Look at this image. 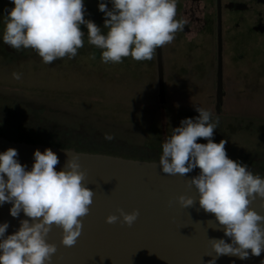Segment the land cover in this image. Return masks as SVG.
<instances>
[{
	"label": "clouds",
	"instance_id": "clouds-1",
	"mask_svg": "<svg viewBox=\"0 0 264 264\" xmlns=\"http://www.w3.org/2000/svg\"><path fill=\"white\" fill-rule=\"evenodd\" d=\"M11 2L14 7L6 10L3 43L15 50L34 49L45 64L77 55L84 46L81 25L87 28L88 42L102 50V62L119 64L129 56L136 61L152 60L156 50L172 43L186 23L176 19L177 0H111V9L101 2L98 9L104 13L106 34L94 22L85 20L84 0ZM12 75L16 80L21 78L19 73ZM195 110L199 115L181 120L163 142L159 166L171 176H186L200 169V174L190 179L199 205L214 214L224 235L231 239V243L210 239L216 257L245 260L249 255L260 256L264 251V215L251 205L259 198L264 206V178L228 157L227 140L213 141L220 123L218 115L213 118L211 111L201 107ZM114 138L105 134L108 141ZM198 138L207 143H198ZM66 153L68 160L61 171L56 170L60 161L51 149L34 151L31 170L18 162L16 149L0 153V205L11 203L12 217L22 211L31 220H21L18 231L7 236L9 224L0 225V264H50L57 248L46 242V237L54 225L62 229L61 243L65 247L76 244L94 192L83 183L85 173L80 170L78 156L69 158ZM178 202L188 208L195 200L181 195ZM138 215L137 211L120 210L122 222L129 227ZM120 217L109 215L106 223L114 224ZM209 264H215V258Z\"/></svg>",
	"mask_w": 264,
	"mask_h": 264
},
{
	"label": "rangeland",
	"instance_id": "rangeland-1",
	"mask_svg": "<svg viewBox=\"0 0 264 264\" xmlns=\"http://www.w3.org/2000/svg\"><path fill=\"white\" fill-rule=\"evenodd\" d=\"M101 2L112 8L111 0H84V18L106 34L104 13L98 9ZM13 7L11 0H0V134L9 140L46 144L39 140L47 139L86 149L84 152L97 148L114 151L115 156L123 158L159 162L162 144L172 129L179 127L181 120L199 115L193 99L187 98L188 48L184 33L178 31L172 43L164 45L167 102L162 108L156 52L152 60L136 61L129 56L119 64H105L102 50L88 42L87 28L81 25L84 46L74 58L66 56L45 64L31 48H12L11 55L5 50L3 33L6 10ZM180 13L177 2V20H181ZM256 47L263 53L259 59H264V43L257 40ZM247 56V52L239 51L233 56L243 74H247ZM14 72L21 74L19 80L13 78ZM127 73L129 79L142 84L135 92L128 85ZM100 80L113 84L112 91L108 92L109 86L101 87ZM240 94L248 100L246 92ZM257 100L251 112L218 115L220 123L212 139L216 143L227 140L228 157L264 178V98L258 96ZM197 102L199 107L211 111L213 118L217 116L214 103L209 105L208 99ZM192 105L195 107H189ZM106 133L115 138L106 140ZM197 142L207 140L198 138Z\"/></svg>",
	"mask_w": 264,
	"mask_h": 264
},
{
	"label": "water",
	"instance_id": "water-1",
	"mask_svg": "<svg viewBox=\"0 0 264 264\" xmlns=\"http://www.w3.org/2000/svg\"><path fill=\"white\" fill-rule=\"evenodd\" d=\"M8 53L12 52L5 44ZM158 97L162 108L166 105L163 50L157 49ZM221 64V53H220ZM222 69L220 66L217 88L216 114L220 115L223 101ZM9 148L18 152L16 159L26 170L34 163V151L51 149L60 163L61 171L69 158L77 157L80 170L85 173L83 183L94 192L89 214L82 218L80 237L72 247L61 243L62 229L53 226L46 242L56 245L57 251L50 264H261L260 256L240 260L235 256L216 257L210 239H231L224 235L222 226L212 213H206L199 205L196 189L190 179L200 174L196 168L186 176H171L162 172L158 161H144L120 156L77 151L45 144H33L9 140L0 134V153ZM192 197L191 207L183 208L178 197ZM11 203L0 205V225L8 223L5 236L14 234L20 221L30 218L21 211L18 217L10 215ZM264 215V206L257 198L251 205ZM120 210L137 211V220L131 227L122 222ZM120 217L114 224L106 223V217ZM220 227L221 230H216ZM250 252V250H249ZM48 264V262H46Z\"/></svg>",
	"mask_w": 264,
	"mask_h": 264
},
{
	"label": "flooded vegetation",
	"instance_id": "flooded-vegetation-1",
	"mask_svg": "<svg viewBox=\"0 0 264 264\" xmlns=\"http://www.w3.org/2000/svg\"><path fill=\"white\" fill-rule=\"evenodd\" d=\"M177 2L181 8V20L186 21L184 29L180 32L187 35V98L193 99L196 107L199 103L197 99H206V102L208 99L209 105L210 102L214 103L216 111L221 66L223 101L220 105V115L224 112H251L257 104L258 96L264 98V84L260 79L262 75L264 77L262 72L264 59H259L263 53L256 47L257 40L264 43V0H177ZM162 50L165 72L164 46ZM238 51L240 54L247 52V74L241 73L238 65L234 63L233 56L237 55ZM13 53L12 49L10 54ZM156 66L158 75L157 50ZM127 74L128 85L135 92L142 84L129 79V73ZM99 85L109 86L108 92L112 91L113 84L107 81L100 80ZM241 88L243 89L240 90ZM240 91L249 95L247 101Z\"/></svg>",
	"mask_w": 264,
	"mask_h": 264
},
{
	"label": "trees",
	"instance_id": "trees-1",
	"mask_svg": "<svg viewBox=\"0 0 264 264\" xmlns=\"http://www.w3.org/2000/svg\"><path fill=\"white\" fill-rule=\"evenodd\" d=\"M39 141L42 142V143H46L45 145H49V146H51L50 144H54L53 145L54 147H60V148H66V149L72 148L70 145H67V144H57L54 141H49L47 139H43V140H39ZM33 144H38V143H33ZM76 150L77 151H83V150L85 151L86 149H81V150L80 149L79 150L76 149ZM91 151H93V153H101L102 152V154H109V155H113L114 154V151H110V150L102 151V150L97 149V148L95 150H91ZM114 155H116V154H114Z\"/></svg>",
	"mask_w": 264,
	"mask_h": 264
}]
</instances>
